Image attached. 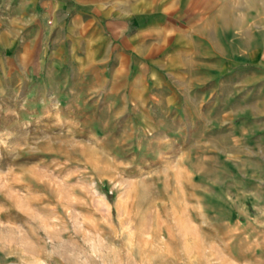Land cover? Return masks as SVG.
I'll list each match as a JSON object with an SVG mask.
<instances>
[{
	"label": "rangeland",
	"instance_id": "obj_1",
	"mask_svg": "<svg viewBox=\"0 0 264 264\" xmlns=\"http://www.w3.org/2000/svg\"><path fill=\"white\" fill-rule=\"evenodd\" d=\"M94 1L0 0V264H264V0Z\"/></svg>",
	"mask_w": 264,
	"mask_h": 264
},
{
	"label": "crops",
	"instance_id": "obj_2",
	"mask_svg": "<svg viewBox=\"0 0 264 264\" xmlns=\"http://www.w3.org/2000/svg\"><path fill=\"white\" fill-rule=\"evenodd\" d=\"M15 3L17 4V11L22 17L24 14H32V18L39 17L40 20L46 19L47 16H51L53 13L54 17L58 19L59 16L61 17L68 13L69 5H73L74 9L78 10H85L89 8V6L90 9H95L94 5H96L94 0H15ZM218 12L222 15L221 19L223 20L224 25H229L230 17L229 15H226L227 10L224 7H221ZM80 25L86 28L87 22L81 23ZM37 27L40 29L41 25L39 24ZM135 39L136 37L133 38L134 42Z\"/></svg>",
	"mask_w": 264,
	"mask_h": 264
}]
</instances>
